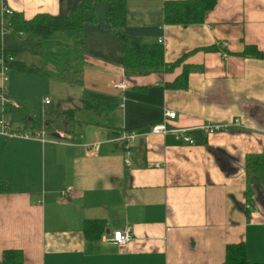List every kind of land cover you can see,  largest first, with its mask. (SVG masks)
<instances>
[{
	"label": "crops",
	"instance_id": "crops-1",
	"mask_svg": "<svg viewBox=\"0 0 264 264\" xmlns=\"http://www.w3.org/2000/svg\"><path fill=\"white\" fill-rule=\"evenodd\" d=\"M78 1L0 0V9L29 17L67 13ZM163 1L125 0L124 31L161 37L168 62L190 51L171 71L126 73L107 2L95 1L80 47L55 43L67 49L60 65L8 78L6 92L19 107L6 119L26 129L25 121L44 112L49 125L44 142L0 135V176L13 186L0 191V257L14 249L22 264H222L225 245L240 242L250 260L264 261V176L254 169V162L264 166V59L238 55L245 45L264 52V0H216L201 23L185 26L163 23ZM211 45L216 49H198ZM79 51L80 85L57 76ZM182 64L185 86H167ZM16 81L20 87L11 85ZM117 81L125 87L114 88ZM34 86L41 93L29 100ZM83 89L113 96L117 106L83 110ZM164 110L175 113L170 123L177 127L212 122L228 129L193 130L191 145L158 134L109 140L146 130ZM55 130L66 133L64 143L51 142ZM91 141L99 142L95 151L81 145ZM65 187L71 193L61 200ZM91 219L102 226L87 237L82 226ZM125 228L128 242H104Z\"/></svg>",
	"mask_w": 264,
	"mask_h": 264
},
{
	"label": "trees",
	"instance_id": "trees-1",
	"mask_svg": "<svg viewBox=\"0 0 264 264\" xmlns=\"http://www.w3.org/2000/svg\"><path fill=\"white\" fill-rule=\"evenodd\" d=\"M107 2L106 21L118 31L120 41V61L123 70L128 74H147L150 72L171 71L179 64L186 52L173 61L163 59L161 43L157 41H147L139 36L129 35L124 31L126 6L125 0H79L75 6L67 13H36L25 17L21 12L12 11L7 16L9 36L12 40L18 39L17 43L30 42L27 50L39 47L43 42L61 43L80 47L83 26L94 21L93 2ZM216 0H164L162 5V20L164 24L189 25L201 23L205 14L215 5ZM34 36V39H30ZM20 39V40H19ZM15 42L9 45L0 43V64L5 65L7 71H18L25 74L40 75L37 68L26 66L14 59L13 56L19 51H23ZM197 49V48H195ZM204 51L216 49L213 45L198 48ZM194 50V49H193ZM248 54L253 57L263 58L264 52L257 50L254 46L245 45L238 55ZM63 70L60 76L67 82L81 84V71L85 64L81 52L69 59L64 60ZM187 65L182 64L181 71L175 76L170 87H184L187 75ZM7 73V72H6ZM117 106V99L113 96L100 94L88 89H83L81 93V108L98 111ZM44 112H39L25 121V128H38L40 125H49L48 120L43 118ZM71 115V114H70ZM255 170L264 176V166L255 163ZM11 184L6 183L0 176V191H10ZM101 220H85L82 231L87 237L100 230ZM23 256L19 250H3L0 257V264H22ZM222 264H264V261L250 260L245 252L242 243H227L224 247V257Z\"/></svg>",
	"mask_w": 264,
	"mask_h": 264
},
{
	"label": "built area",
	"instance_id": "built-area-1",
	"mask_svg": "<svg viewBox=\"0 0 264 264\" xmlns=\"http://www.w3.org/2000/svg\"><path fill=\"white\" fill-rule=\"evenodd\" d=\"M12 12L11 9L7 8L4 4H1L0 9V43L2 45V36L4 33L9 34V27L7 25V16ZM158 43L162 42V38L159 37L156 40ZM8 68L5 65L0 64V135L5 136L6 138H20L28 140H39L40 142L47 141L44 139L43 134L45 126L40 125L38 128H26L22 129L17 126H13L11 121L5 119V115L8 113L9 109H17L19 104L16 100L9 97L6 92V72ZM114 88L123 89L125 84L121 81H117L113 84ZM49 103V98H43V104ZM118 105L122 106V99ZM43 113V112H42ZM175 113L171 110H164L162 113V119L158 122H155L146 130L135 131V130H126L118 132L110 141H116L119 143H127L136 137L144 136L147 134H158V135H172L174 139L179 142L191 145L194 140L191 136V131L199 130L204 134L212 133L215 131H225L228 129V125L224 123H212V122H203L197 126L192 127H177L170 123V120L173 119ZM57 139L52 140L51 142L55 143H64L63 138L66 136V133L62 130H55ZM98 141L85 142L81 145L87 148L89 151H95L98 146ZM71 193V188L65 187L58 191L59 199H65ZM131 239V236L128 232V229L124 230H115L107 236L104 237V242L112 244H124Z\"/></svg>",
	"mask_w": 264,
	"mask_h": 264
},
{
	"label": "rangeland",
	"instance_id": "rangeland-1",
	"mask_svg": "<svg viewBox=\"0 0 264 264\" xmlns=\"http://www.w3.org/2000/svg\"><path fill=\"white\" fill-rule=\"evenodd\" d=\"M1 41L4 45H9L13 42H15L16 44H19V43H17V40H12V38L9 36L8 33L3 34ZM18 46L23 51H19L15 54V56H13L15 60L25 64L26 66H33V67L41 68L44 71H50V67L48 65H60V63L64 57L65 50H67V49L64 50V49L55 48V43H53V42H43L41 45V48H37V49H33V50H27L31 46L30 42L21 43ZM51 48L54 49L56 54L52 53L53 50ZM51 54H53V55L51 56ZM15 72H17V71H7L6 81L4 83L5 85H8V78L10 76H14ZM11 85H14L16 87L17 86L20 87V83L18 81L14 82ZM30 86L31 85L29 83H22V87H30ZM40 86L38 87V89H36V87L34 86L33 91L28 90L29 100H35L36 97H38V95L41 93L40 92V90H41ZM6 115H5V119H6ZM11 123L13 126H17L14 123V120H12ZM18 125H19V123H18Z\"/></svg>",
	"mask_w": 264,
	"mask_h": 264
}]
</instances>
